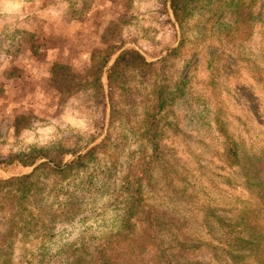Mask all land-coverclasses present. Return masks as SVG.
<instances>
[{
	"label": "rangeland",
	"instance_id": "1",
	"mask_svg": "<svg viewBox=\"0 0 264 264\" xmlns=\"http://www.w3.org/2000/svg\"><path fill=\"white\" fill-rule=\"evenodd\" d=\"M215 8L201 32L195 24L186 28L181 53L158 66L166 72L172 103L159 136L162 159L145 190L172 218L182 235L177 250L189 264H231L222 257L225 234L213 214L241 224L252 239L243 250L247 264H262L264 0H220ZM5 24L26 32L18 54H0L2 155L19 150L32 155L50 144L84 152L94 137L101 133L97 141L113 129L114 101L105 77V97L95 90L97 67L108 57L110 65L120 46L158 61L183 37L170 0H0V30ZM216 114L239 145L237 165L224 159ZM74 155H65L64 164ZM37 163L6 175L30 172ZM41 176L47 182L52 178ZM111 210L112 205L105 215L66 225L64 236L77 244L93 237L98 224L111 221ZM30 245L22 241L18 250Z\"/></svg>",
	"mask_w": 264,
	"mask_h": 264
},
{
	"label": "trees",
	"instance_id": "2",
	"mask_svg": "<svg viewBox=\"0 0 264 264\" xmlns=\"http://www.w3.org/2000/svg\"><path fill=\"white\" fill-rule=\"evenodd\" d=\"M218 1L170 0L183 37L158 61H151L137 48L123 46L117 48L110 65L112 58L104 59L93 83L105 97L106 79L114 101L110 111L113 129L97 141L101 133L94 137L84 152L50 144L37 147L32 155L25 150L0 154V264H189L176 247L182 235L170 215L150 202L145 184L162 159L159 136L172 103L166 72L159 67L181 53L188 28L195 24L199 27L196 32L203 30L215 15ZM226 8L228 5L219 15L223 16ZM238 9L242 11L240 6ZM206 15L209 18H204ZM25 32L3 25L0 54H18ZM157 72H162L160 77H154ZM215 122L224 138L225 161L237 165L240 148L227 121L216 114ZM68 153L75 155L64 164ZM42 158L46 160L37 163ZM35 163L30 172L6 175ZM42 174L52 176L51 180L47 182ZM110 205L111 221L98 224L93 237L81 238L77 244L64 236L66 225L93 214L105 215ZM11 208L16 211L8 210ZM213 215L225 234L222 257L231 264H247L248 254L243 250L251 246L252 239L232 217ZM22 241L31 245L20 252Z\"/></svg>",
	"mask_w": 264,
	"mask_h": 264
}]
</instances>
